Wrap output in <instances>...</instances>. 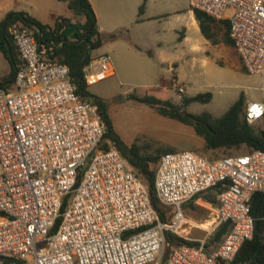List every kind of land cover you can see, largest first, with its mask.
<instances>
[{
    "label": "built area",
    "instance_id": "1",
    "mask_svg": "<svg viewBox=\"0 0 264 264\" xmlns=\"http://www.w3.org/2000/svg\"><path fill=\"white\" fill-rule=\"evenodd\" d=\"M187 2L215 21L228 20L242 67L259 78L260 100L246 103L244 119L264 121V0ZM8 34L21 65L12 90L0 87V258L11 264H160L169 232L196 244L174 247L165 264L232 262L253 235L248 201L264 193V150L218 159L197 151L162 154L154 193L173 213L161 222L143 180L115 147H100L105 126L97 105L75 92L68 67L43 59L22 23H11ZM108 64L106 57L92 59L82 69L86 85L112 74ZM173 86L184 93L182 85ZM215 186L214 203L203 199ZM189 202L207 212L203 221L184 214ZM225 224L208 254L207 239ZM192 230L203 236L190 237Z\"/></svg>",
    "mask_w": 264,
    "mask_h": 264
},
{
    "label": "trees",
    "instance_id": "2",
    "mask_svg": "<svg viewBox=\"0 0 264 264\" xmlns=\"http://www.w3.org/2000/svg\"><path fill=\"white\" fill-rule=\"evenodd\" d=\"M67 8L73 17H57L52 26L42 24L23 12H9L0 21V52L10 66L8 81L12 83L15 71L20 67L21 61L16 49L9 37L8 26L13 22H20L33 32V38L39 47L40 56L50 62L64 64L68 67L69 77L75 86V92L82 98L91 100L97 105L98 112L105 126V133L101 139L100 147L108 148L109 145L115 147L125 158L133 172L143 180L147 187L150 203L157 212L161 222H167L173 213V209L159 203L154 193V176L158 166L159 157L169 149L156 147L152 148L151 143L137 145L135 143L125 144L114 130L112 121L108 115V102L92 95L83 78L82 69L94 59L90 51L101 46L102 39L96 28L95 16L87 0H64ZM142 5L138 12H142ZM194 18L202 36L211 44L222 43L233 49L231 55L238 61L239 68L244 71L240 59L233 48L232 41L228 35V20L215 21L206 14L192 10ZM73 19H77L73 22ZM78 19L82 20L79 21ZM5 22V24H4ZM73 25L75 39H69L65 35L68 26ZM3 29V37L1 31ZM39 30V33L37 32ZM7 42L12 54V60L8 59L6 48ZM15 66V68L13 67ZM16 69V70H14ZM1 88H5L4 82L0 83ZM211 99L210 93L197 94L193 97L182 99L181 108L176 107L169 101H161L152 95L137 96L129 94L125 100L143 103L154 109L158 114L176 120L192 128L195 135L203 141L202 149L204 152L221 153L232 150L245 149L248 153L254 150H264V126L248 124L244 119L245 99L240 94L226 111L219 117L202 112L192 114L182 112L181 109L192 102L207 103ZM257 123H264L259 121ZM255 123V124H257ZM238 154V155H240ZM231 156V155H227ZM227 156H212L210 159H218ZM219 191V186H215L205 193L202 197L208 202L214 203V195ZM66 202H63L61 210H64ZM250 214L254 219L252 238L244 242L239 248L235 258L229 264H264V235H262V218H264V193L254 192L249 201ZM194 212L195 210L204 211L189 202L187 204ZM227 225L220 226L206 241L205 251L212 254V246L216 244L226 232ZM165 248L160 264H165L170 251L180 245H195L196 243L185 241L169 232L164 233ZM14 261L10 258H0L1 264H11ZM218 264H224L217 260ZM17 264L22 261L17 260Z\"/></svg>",
    "mask_w": 264,
    "mask_h": 264
},
{
    "label": "rangeland",
    "instance_id": "3",
    "mask_svg": "<svg viewBox=\"0 0 264 264\" xmlns=\"http://www.w3.org/2000/svg\"><path fill=\"white\" fill-rule=\"evenodd\" d=\"M26 1L27 4L35 7L37 13L35 16L42 21V24H51L48 22L49 13H52L54 9L48 0ZM56 2V9L67 6L64 0ZM120 2L125 11L136 2L132 12L137 16L138 7L142 2L146 6V12H151L150 0H120ZM186 5L188 6V2ZM228 14L229 12H226V15ZM127 21L130 20H124V22ZM142 22L158 21L149 19ZM159 22H163L162 19H159ZM178 35L179 33L177 36L173 32L169 33L166 43L159 49V46L146 42L140 33L131 35L130 39L124 35V31L106 32L101 37V46L91 50L90 54L93 58L106 57L112 65L113 73L88 85V91L108 102V115L114 130L125 144L141 145L147 142L151 143L153 149L161 147L172 152L197 151L208 158L234 156L245 152L243 148L225 152L223 155L204 152L202 139L195 135L190 126L160 115L143 103L125 100L129 94L152 95L181 108L183 98L210 93L209 102H192L181 111L192 114L206 112L213 117L222 115L240 94H243L246 103L260 100L258 76L241 71L237 59L231 53L222 51L224 47L229 50L222 43L216 44L219 50L197 56L173 58V72L168 70L166 63L161 65L159 60L163 55L172 57L178 55L174 46ZM231 51H233L232 48ZM6 66V60L0 55V80L6 73ZM173 73L177 77V84L184 87L182 94H178L173 86ZM7 90L11 91L12 88ZM253 126H264V123L253 124ZM183 212L195 222H201L207 217L206 211L193 212L187 204L183 207ZM202 236V232L198 230L191 231L192 238Z\"/></svg>",
    "mask_w": 264,
    "mask_h": 264
},
{
    "label": "crops",
    "instance_id": "4",
    "mask_svg": "<svg viewBox=\"0 0 264 264\" xmlns=\"http://www.w3.org/2000/svg\"><path fill=\"white\" fill-rule=\"evenodd\" d=\"M48 1L54 9L52 13H49L50 19L48 22H51L49 26L54 24L57 17H73L67 6L63 9H56L55 5L57 0ZM87 1L89 2L95 16L96 28L100 33V37H102L103 34H106V32H115L119 30L124 31V35L128 36L130 39L132 38L131 35L140 33L146 42L159 46L160 49L162 48V45L166 43L167 35L169 33L173 32L176 36L177 33H179L174 44L176 49L175 52L178 55L172 57L171 55L166 54L159 60L161 65L166 63L168 70L171 72L174 71V63H172L173 58L176 59L182 56H197L201 53H209L214 50H219L217 45L211 44L200 33L193 11L186 5L187 0H150L151 12L149 13L146 12V6L142 2V4H140V6L142 5L143 7L142 12H138V16L137 14L134 15L135 13L132 12L137 4L136 2H134L131 7L125 11L120 0ZM35 11V7L27 4L26 0H0V21L3 20L5 15L9 12H23L41 23L42 21L35 16V14H37ZM125 19L130 21L124 22ZM149 19H153L158 22H142ZM159 19H162L163 22H159ZM76 20L77 19H73V22ZM78 20L82 21L80 19ZM69 40L73 39L69 37ZM228 48L229 50L224 47L222 48V51L230 53L231 48ZM0 55H2L1 52ZM6 63V73L1 76L0 80V83L4 82V85L6 86L4 88L5 90L12 88V83L8 81L10 66L7 61ZM108 66L111 68L113 73V68L110 62ZM172 78V81H177V77L174 73Z\"/></svg>",
    "mask_w": 264,
    "mask_h": 264
},
{
    "label": "water",
    "instance_id": "5",
    "mask_svg": "<svg viewBox=\"0 0 264 264\" xmlns=\"http://www.w3.org/2000/svg\"><path fill=\"white\" fill-rule=\"evenodd\" d=\"M4 24H5V22H4ZM73 31H74L73 25H70V26H68V28L65 30L64 33H65L66 36H70V34H71ZM37 32L39 33V30H37ZM1 36L3 37V29H2V31H1ZM70 38L75 39V35L72 34V35L70 36ZM65 41H69V39H68V40H65ZM5 44H6V48H7V52H8V59H9V60H12V54H11V51H10L9 44H8L7 42H5ZM38 49H39V47H38ZM13 67L15 68L14 65H13ZM14 70H16V69H14Z\"/></svg>",
    "mask_w": 264,
    "mask_h": 264
},
{
    "label": "flooded vegetation",
    "instance_id": "6",
    "mask_svg": "<svg viewBox=\"0 0 264 264\" xmlns=\"http://www.w3.org/2000/svg\"><path fill=\"white\" fill-rule=\"evenodd\" d=\"M71 35H72V33L70 34V36H71ZM70 36H69V37H70Z\"/></svg>",
    "mask_w": 264,
    "mask_h": 264
}]
</instances>
